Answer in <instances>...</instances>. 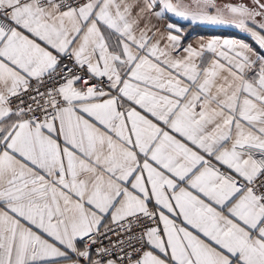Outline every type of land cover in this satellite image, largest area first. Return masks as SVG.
<instances>
[{"label": "snow or ice", "instance_id": "1", "mask_svg": "<svg viewBox=\"0 0 264 264\" xmlns=\"http://www.w3.org/2000/svg\"><path fill=\"white\" fill-rule=\"evenodd\" d=\"M0 264H264V0H0Z\"/></svg>", "mask_w": 264, "mask_h": 264}, {"label": "crops", "instance_id": "2", "mask_svg": "<svg viewBox=\"0 0 264 264\" xmlns=\"http://www.w3.org/2000/svg\"><path fill=\"white\" fill-rule=\"evenodd\" d=\"M232 3V2H231ZM152 23L156 26V28L160 29L161 32L164 31V29L167 27L168 23H173L177 26H181L183 28V32L186 35V38L183 40L184 46L192 45L197 46L201 41H208L212 39H218V40H224V39H233V40H242L249 44H251L248 40H245L244 38H240L233 35L228 34H206L197 32L198 29L201 27H207V28H216L221 26H212V24H192L187 21H183L177 17H169L168 19H153ZM249 37V36H248ZM253 47L255 45L253 44ZM110 223V217L108 220L105 221V224Z\"/></svg>", "mask_w": 264, "mask_h": 264}, {"label": "built area", "instance_id": "3", "mask_svg": "<svg viewBox=\"0 0 264 264\" xmlns=\"http://www.w3.org/2000/svg\"><path fill=\"white\" fill-rule=\"evenodd\" d=\"M64 63H68V61L65 60ZM35 86H36V84H35V82H33V87H35ZM53 86H55V85H54L52 82H47V83L44 85V87H41L40 91H45L46 88H50V87H53ZM33 94H34V93H33ZM23 99H24V101H25V104H29V103H31V100L29 99V96H28V95H25V96L23 97ZM13 103H14V104L19 103V101H13ZM36 115L39 116L40 113H36ZM146 223H147V222H146ZM107 225H109L110 227H113V228L115 229L116 232H119V228H118L117 226H115V225H111L110 223H108ZM140 230H141V229L137 226V227L134 229V231H133V235H135L136 237H138V236H139V233H140ZM101 231H104V229L102 228ZM128 238H129V237H128V234L121 233V234L119 235V240H123V241L127 242ZM117 240H118L117 235H114V234H112V233H109L107 238H103V246H104V247H110V241H111V243H116ZM97 246H99V245H97ZM117 251H118V249H117Z\"/></svg>", "mask_w": 264, "mask_h": 264}, {"label": "rangeland", "instance_id": "4", "mask_svg": "<svg viewBox=\"0 0 264 264\" xmlns=\"http://www.w3.org/2000/svg\"><path fill=\"white\" fill-rule=\"evenodd\" d=\"M238 3L240 2V0H218V3L220 4H224V3ZM245 3H250V0H244ZM212 26H221V27H216V28H205V27H201L200 29H198L197 32L201 31V30H218L220 32H222L221 34H228V35H233V36H237L240 38H244L245 40H248L251 44L253 43L252 40L248 37V34L236 29L234 27L228 26V25H213Z\"/></svg>", "mask_w": 264, "mask_h": 264}, {"label": "trees", "instance_id": "5", "mask_svg": "<svg viewBox=\"0 0 264 264\" xmlns=\"http://www.w3.org/2000/svg\"><path fill=\"white\" fill-rule=\"evenodd\" d=\"M201 33H206V34H221L222 32L218 31V30H201L199 31Z\"/></svg>", "mask_w": 264, "mask_h": 264}]
</instances>
